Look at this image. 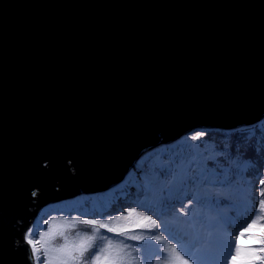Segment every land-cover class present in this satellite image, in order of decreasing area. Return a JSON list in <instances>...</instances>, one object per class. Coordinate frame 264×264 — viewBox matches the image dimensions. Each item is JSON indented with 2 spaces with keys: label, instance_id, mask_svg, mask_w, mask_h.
<instances>
[{
  "label": "water",
  "instance_id": "1",
  "mask_svg": "<svg viewBox=\"0 0 264 264\" xmlns=\"http://www.w3.org/2000/svg\"><path fill=\"white\" fill-rule=\"evenodd\" d=\"M263 117L264 0H0V264L41 206Z\"/></svg>",
  "mask_w": 264,
  "mask_h": 264
},
{
  "label": "rangeland",
  "instance_id": "2",
  "mask_svg": "<svg viewBox=\"0 0 264 264\" xmlns=\"http://www.w3.org/2000/svg\"><path fill=\"white\" fill-rule=\"evenodd\" d=\"M247 129H257L259 139L254 141L249 139L248 142L247 138L251 133H240ZM211 130L213 131H207L204 128L190 130L173 143H162L143 153L138 160L152 159L154 160L152 166L148 167L145 163L136 161L132 165L133 172L128 171L123 181L116 186L101 191L103 194L100 192H82L69 199L50 202L41 206L29 227L24 231V239L29 229H32L33 239H38L40 232L47 233L42 238V243L36 245L40 250L38 253L41 257L39 264H44L45 249L48 250V258L54 260L59 255L55 249L66 243L68 245L78 243L82 237L86 238L85 234L94 237L92 241L95 244L93 252L98 246L104 247L106 245L102 243V234L113 241L111 246L113 250L117 249L116 241L118 240H122L123 244L130 245L131 247L124 249V252L131 253L127 257L131 264H136L137 260L140 261V264H179L176 253L171 249L172 244L176 245V250L185 259H188L190 264H194V259L198 258L201 259V262L208 260L212 264H233L231 257L235 255L237 245L241 248L259 249L262 247L259 238L264 235V230L261 228V226H264V208L260 207L259 201L264 197H261L259 192L261 188H264V185L259 184V181L264 179V168L258 174L256 182L250 180L252 176L246 179L245 182L239 181L241 186H239V189L234 190L231 185L224 183L212 186L206 179L204 180L208 171L198 173L196 168H203L209 163L213 165L227 163L226 160L221 158L223 151L221 146L225 144L236 148L244 147V152L248 150L252 143L256 144L263 141L264 117L253 125L242 126L231 131ZM198 133L204 135L196 140L191 139ZM242 140L244 141L241 142ZM210 144L217 145L213 146L212 149L215 150L212 153H208L207 149ZM259 146L257 145V147ZM182 150L185 153H182ZM192 156L196 157V163L190 160ZM163 159L169 160L166 164H163L161 162ZM193 174L200 177L196 187L190 186L191 181L189 178ZM138 175H141L140 179ZM134 178H138L137 181H133ZM130 184L140 186V193L148 195L144 201L150 204V208L141 207L140 200L142 199L138 197L137 189L131 188ZM222 186L226 190L222 189ZM124 188L131 189L125 192L126 199L120 200L118 194ZM243 190L249 193L244 198L241 197ZM101 195L104 196L99 203L107 201L105 205L109 204L111 207L112 204L110 205V203L113 200H119L115 203V210L119 213L114 214L113 217H100V219L95 220H103L108 223L109 227L114 229H123L117 226L116 223L132 216V221L127 227L131 229L130 225L137 226L140 223H146L143 221V216L138 215L139 213L151 216L155 218L159 227L149 223L148 231L128 230L131 234H146L140 237L150 241L151 245L132 244L125 240V235H118L117 232H107L99 225L81 223V220L93 219L88 215L93 204H99L96 202L95 197ZM250 195L254 209L251 215L247 216L245 210L252 204L249 198ZM166 197L169 202L163 208V200ZM230 198H241V200L236 203L227 201ZM237 207L242 211L239 216L236 212ZM131 208H135L136 212L130 213L129 209ZM116 216L122 218L119 220L114 219ZM226 219L233 221L239 219V226H231L226 222ZM253 220L256 221L254 228L244 231ZM93 229H96V231L94 232ZM64 231L68 232L67 236L62 234ZM241 232L244 233L243 236H241ZM78 233L79 235H77ZM152 235L164 237L166 243L150 239ZM122 246L121 244L120 247ZM136 249H139V251H136ZM164 249H168V251L164 252ZM257 255H264V253H257ZM221 256L226 257L223 263H221ZM133 257H135V260L132 259ZM33 261L34 264H37L34 258ZM197 264L202 263L197 261ZM254 264H261V262L256 260Z\"/></svg>",
  "mask_w": 264,
  "mask_h": 264
},
{
  "label": "trees",
  "instance_id": "3",
  "mask_svg": "<svg viewBox=\"0 0 264 264\" xmlns=\"http://www.w3.org/2000/svg\"><path fill=\"white\" fill-rule=\"evenodd\" d=\"M197 128L198 129L204 128V129H207V131H213L211 129H217V130H220V131H231V130H233V129H231V130H222V129L214 128V127H208V128H206V127H196V128H193V129H197ZM220 133H222V132H220ZM240 133H251V135L247 138L248 142H249V139H251L252 141L259 139V137H258L259 136V132L257 131V129H247V130H245L243 132H240ZM225 141H228V140H225ZM243 141L244 140H242L241 142H243ZM257 145H260V146L257 147ZM213 146H217V145H211V144L208 145V148H207L208 149V153L214 152L215 149H212ZM218 146H221V145H218ZM155 147H157V146H155ZM155 147H153L151 149H154ZM221 147H223L222 148L223 151H222L221 158L226 160L227 163H224V165H223V163L222 164H215V165L209 163L207 166H205L203 168L202 167H197L196 168V172L199 173V172H203V171L206 170V171H208V174L206 175L207 176L206 178L204 177V180L206 179V181L209 182L212 186L218 185L219 183H221V184L224 183V184L231 185L233 187V190L234 189H239V186H241L239 184V181L245 182L246 179H249L252 176L253 177L250 180L256 182V180L258 179V174L264 168V136H263V141L257 142L256 144L252 143L248 147V150L244 151V152H243V148L244 147L236 148V147H233V146H231L229 144H227V145L225 144V145H223ZM151 149H149V150H151ZM149 150H147V151H149ZM182 153H185V151L182 150ZM167 160H169V159H163L161 162L163 164H166ZM190 160H192L195 163L197 161L196 157H194V156H192L190 158ZM138 161H140L142 163H145V165L148 166V167H151L154 160H152V159L148 160L147 158H144V159H140V160L137 159V162ZM130 172H133V168L131 169ZM138 178L140 179L141 175H138ZM138 178H134L133 181H137ZM127 179H128V177H127ZM189 179L191 181L190 182V186L191 187H196L198 185V181L200 180V177H198V176L193 174ZM243 184L245 185V183H243ZM143 186H145V185H143ZM130 187L131 188L134 187V188L137 189L138 197H140L142 199V200H140V203H142L141 207L150 208V204L146 203L144 201V199H146V197L148 195H146L145 193H140V186H132L130 184ZM131 188H124L118 194L120 196L119 197L120 200L126 199V197L124 196L125 192L129 191ZM222 189H224L223 186H222ZM165 190H167V188H165ZM224 190H226V189H224ZM100 193H102V192H100ZM248 194L249 193L246 190H243L241 192V197L244 198ZM103 196L104 195L96 196L95 197V200H97L96 202L97 203L101 202V200H102L101 198ZM116 197H117V195H116ZM249 198L252 201L251 195L249 196ZM233 200H235V201H233ZM240 200H241V198H230L227 201L236 203V202H239ZM116 202H119V200H113L110 203V205L112 204V207L109 206V204L105 205L107 203V201L105 203H99V204L94 203L93 206H92V210L89 212L88 216L93 218V219H100V217H108V216L113 217L114 214L119 213V212H116V210H115V206H116L115 203ZM168 202H169L168 198L167 197L164 198V200H163V208H165V206L167 205ZM253 209H254V204H253V201H252V204H250L249 207H247L246 210H245L246 215L247 216L251 215V213L253 212ZM107 211H108V213H106ZM240 214H242V211L240 212ZM132 218L133 217L130 216V217L126 218L125 220H123L122 222L116 223L117 226L122 227L123 229H126L127 233H123L122 234V235L126 236L125 240L129 241L132 244H137V245H139V244H141V245H145V244L151 245V242L147 241L145 239H142L138 243L136 240H133V239L130 238V237H133V236L140 237V236H143V235H146V234H141V233L131 234V233L128 232V230H135V231H138V232H142L144 230H147V228H138V227H136V225H130L132 228L128 229L127 227H129V224L132 221ZM153 219L155 220V218H153ZM238 225H239L238 221H236L234 226H238ZM62 234H65L67 236L68 232L64 231V233H62ZM62 234H60V235H62ZM102 235H103L102 236V243L107 244L109 238L106 237L105 234H102ZM118 235H121V234H118ZM121 241L122 240L116 241V248L120 247ZM99 247L100 246H98V248ZM86 255L89 256V257L91 256V254H89V253H87Z\"/></svg>",
  "mask_w": 264,
  "mask_h": 264
},
{
  "label": "snow or ice",
  "instance_id": "4",
  "mask_svg": "<svg viewBox=\"0 0 264 264\" xmlns=\"http://www.w3.org/2000/svg\"><path fill=\"white\" fill-rule=\"evenodd\" d=\"M204 135L203 133H198L196 136L191 137V139L196 140L200 136ZM259 184L264 185V179L259 181ZM259 195L264 197V188L260 189ZM259 205L261 208H264V199L259 201ZM130 213L136 212L135 208L129 209ZM186 214V213H185ZM138 215L143 216V221L146 223H140L136 227L138 228H147L149 223L150 225H156L157 221L154 220L151 216H145L143 213H139ZM122 217L116 216L114 219H121ZM86 225H99L100 228L105 229L107 232H117L119 234H123L126 229H114L109 227L108 223L103 220H95V219H84L80 221ZM47 223V221H46ZM256 225V221L253 220L251 224L248 225L244 231H249L254 228ZM262 230H264V226H261ZM151 230V229H149ZM95 232L96 229H93ZM45 232L39 233L38 239L32 238V229L28 230V234L25 239L26 242L32 247V256L39 264L41 257L38 255L39 249L36 247L37 244L42 243V238L46 235ZM243 236V232L240 233ZM79 235V233L77 234ZM85 237H82L78 243H73L72 245H68L67 243L61 245L59 248L55 249L59 255L55 257V259H49L47 252L45 249L44 256V264H131V261L127 260V257L131 255V253L124 252V249L131 247L130 245L123 244L121 241L122 247H118L117 249H112L113 241L108 239L107 244L104 247L96 248L93 252V248L95 244L92 242L94 240L93 236H88L85 234ZM133 240H136L138 243L144 239L143 237H130ZM152 240L163 241L166 243L165 238L162 236L152 235L150 237ZM259 243L262 245L259 249L257 248H241L239 245L236 246V253L231 257L233 264H254L256 260H259L261 264H264V255H257V253H264V235L259 238ZM171 249L176 253V257L178 258L179 264H190L188 259H185L183 255L180 254L179 251L176 250V245L172 244ZM139 251V249H136ZM164 252H167L168 249H164ZM87 253H91V256H87ZM135 260V257L132 258ZM136 264H140V261H136Z\"/></svg>",
  "mask_w": 264,
  "mask_h": 264
}]
</instances>
